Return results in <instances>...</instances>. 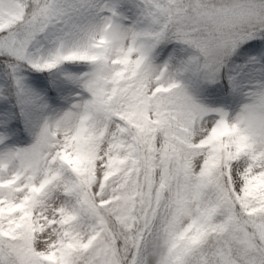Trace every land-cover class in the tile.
Instances as JSON below:
<instances>
[{"label": "snow or ice", "instance_id": "1", "mask_svg": "<svg viewBox=\"0 0 264 264\" xmlns=\"http://www.w3.org/2000/svg\"><path fill=\"white\" fill-rule=\"evenodd\" d=\"M0 264H264V0H0Z\"/></svg>", "mask_w": 264, "mask_h": 264}]
</instances>
